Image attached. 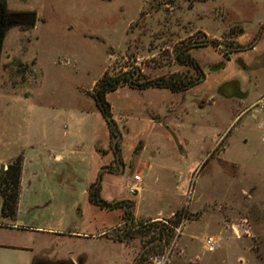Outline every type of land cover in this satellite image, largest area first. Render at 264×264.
Here are the masks:
<instances>
[{"label": "rangeland", "instance_id": "1", "mask_svg": "<svg viewBox=\"0 0 264 264\" xmlns=\"http://www.w3.org/2000/svg\"><path fill=\"white\" fill-rule=\"evenodd\" d=\"M7 3L15 13H36L37 27H13L4 42L0 170L23 159L18 225H50L62 233L13 227L16 218L3 217L0 196V243L38 248L36 264L93 259L100 260L95 264H264V169L225 161L230 134H220L231 119L220 105L212 111L210 138L199 143L195 136L192 146L194 139L179 140L188 132L176 127L177 114L125 109V99L150 103L146 91L126 84L107 95L115 132L94 100L104 78L126 73L141 75V82L170 75L197 78L194 68L175 58L199 33V40L216 42L189 51L205 76L234 58L237 67L249 64L245 73L255 78L264 52L250 46L264 40V0ZM258 74L262 87L264 71ZM162 120L170 125L164 137L163 129H156ZM193 120L200 123L197 114ZM55 147L68 155L66 163L48 161L46 150ZM106 167L113 171L102 173V197L129 202L128 214L102 210L89 200L90 186ZM136 175L143 178V190L132 195L128 185ZM146 228L150 231L140 233ZM208 238L217 242L213 252L206 248Z\"/></svg>", "mask_w": 264, "mask_h": 264}, {"label": "crops", "instance_id": "2", "mask_svg": "<svg viewBox=\"0 0 264 264\" xmlns=\"http://www.w3.org/2000/svg\"><path fill=\"white\" fill-rule=\"evenodd\" d=\"M262 45H264L263 39L252 51L264 52V48H260ZM246 66L244 68L237 67L235 59L231 58L225 63L223 69L217 72L209 71L201 84L185 92L173 93L168 89H147L144 91H146L148 94L147 98L152 103L148 102L144 105L140 102V104H136L131 99H125V109L132 112L134 108L139 107L141 113L145 111L143 109L147 111L154 109L156 114H160L163 117L177 114L173 119L179 121L176 127L179 130L188 132L187 137L182 135L179 140L190 142L191 139H194L193 146L195 144V136L200 138L199 143H202L200 142L201 139L204 141L210 138L212 111L217 113V110L214 109L220 105L222 108L220 112H224L231 119V123L226 125L224 134H220V136H224L227 133L230 134L229 143L224 151L225 161L237 166L264 169V105L262 102L264 99V86L262 85L261 87L262 76L258 74L264 71V59L259 64H256L253 69L254 73L257 74L255 78L245 73L250 68L249 64ZM253 85H258L255 91L252 88ZM220 112L219 114H221ZM196 114L200 119V123L197 125L193 120V116L195 117ZM172 125L175 126L176 124ZM169 126L164 120L157 122L156 129H159V127L163 129V132H160L162 133L161 137L166 135L164 130ZM195 133L198 134L196 135ZM64 135L66 136V132ZM140 135L142 136L144 133ZM31 148L34 151V147L32 146ZM56 148L58 147L46 150L48 161L54 160L57 164L66 163L68 155L64 153L63 149ZM25 172L23 170L22 191L26 179ZM19 216L20 212L15 223H12L13 227L44 231L55 237L62 233L61 229L50 225L49 227L18 225ZM14 253L18 256L11 255ZM38 253V248L33 249L29 245H18L15 243L11 246L0 243V264H36L34 256ZM92 261V264H95L100 260L93 259ZM103 261L108 262V259H103Z\"/></svg>", "mask_w": 264, "mask_h": 264}, {"label": "trees", "instance_id": "3", "mask_svg": "<svg viewBox=\"0 0 264 264\" xmlns=\"http://www.w3.org/2000/svg\"><path fill=\"white\" fill-rule=\"evenodd\" d=\"M20 13H15L11 11L8 7L7 0H0V71H1V61L3 46L6 36L10 29L20 25L19 19ZM199 33L196 38L192 40V43L180 47L177 50L175 60L178 64L182 66H189L195 69L198 74L197 78L186 80L181 76H164L153 80H147L141 82V75L136 73H126L115 78H104L102 82L97 86L94 93V100L102 113L104 119L109 125L112 132L116 130V123L113 119L111 105L108 102L107 95L116 92L119 88L129 84L132 88L138 90H147L151 88L156 89H168L173 93L185 92L205 80V75L202 68L197 63V61L192 58L189 51L193 48H199L203 45H215V41H202L199 40ZM233 35H237L233 32ZM227 49L232 51H241V47H231L226 46ZM22 174H23V159L18 157L16 160L11 162L7 169L3 167L0 170V196L2 198V215L6 219H15L17 215V210L20 202V196L22 194ZM102 184L98 182L89 189V200L90 202L106 211H113L116 209H124L128 214L127 206L129 202L118 201L109 202L102 197ZM177 225V224H176ZM137 227V226H135ZM149 228L145 230H140V233L149 232Z\"/></svg>", "mask_w": 264, "mask_h": 264}, {"label": "water", "instance_id": "4", "mask_svg": "<svg viewBox=\"0 0 264 264\" xmlns=\"http://www.w3.org/2000/svg\"><path fill=\"white\" fill-rule=\"evenodd\" d=\"M19 19H20V25L22 26H26V27H29V28H34L36 26V23H37V14L36 13H28V14H20L19 15ZM259 41V38L256 40V42ZM255 43H253L250 48H254L255 46ZM240 49H244V48H240ZM225 67V63H221L219 64L218 66H215L213 68L210 69L211 72H217V71H220L221 69H223ZM120 138V134L118 133L117 137L115 138V142H114V149H117V141L118 139ZM122 170L124 169V166L122 165L121 166ZM107 171L108 168H103L102 171H101V174L99 176V179H98V184L101 183L102 181V173L104 171Z\"/></svg>", "mask_w": 264, "mask_h": 264}, {"label": "built area", "instance_id": "5", "mask_svg": "<svg viewBox=\"0 0 264 264\" xmlns=\"http://www.w3.org/2000/svg\"><path fill=\"white\" fill-rule=\"evenodd\" d=\"M264 105V99L262 100ZM264 109V106H263ZM128 190L132 195H136L138 193H141L143 190V178L140 175H136L133 178V181L128 185ZM206 248L213 252L217 248V242L213 238H208L205 241Z\"/></svg>", "mask_w": 264, "mask_h": 264}, {"label": "flooded vegetation", "instance_id": "6", "mask_svg": "<svg viewBox=\"0 0 264 264\" xmlns=\"http://www.w3.org/2000/svg\"><path fill=\"white\" fill-rule=\"evenodd\" d=\"M115 151H117V149H114ZM119 163H120V160H119V157H117L116 159ZM122 166V165H121ZM108 168L107 172H112L113 169L111 167H106ZM137 260L134 264H137ZM38 264H80L79 262H73L72 260L71 261H66V262H58V263H48V262H45V261H40L38 262Z\"/></svg>", "mask_w": 264, "mask_h": 264}]
</instances>
